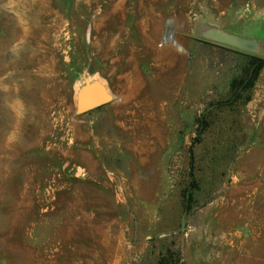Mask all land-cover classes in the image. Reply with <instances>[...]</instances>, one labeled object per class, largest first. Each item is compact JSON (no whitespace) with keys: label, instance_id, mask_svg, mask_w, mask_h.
I'll return each mask as SVG.
<instances>
[{"label":"rangeland","instance_id":"374dc122","mask_svg":"<svg viewBox=\"0 0 264 264\" xmlns=\"http://www.w3.org/2000/svg\"><path fill=\"white\" fill-rule=\"evenodd\" d=\"M250 56L264 0H0V264H264Z\"/></svg>","mask_w":264,"mask_h":264},{"label":"trees","instance_id":"16d2710c","mask_svg":"<svg viewBox=\"0 0 264 264\" xmlns=\"http://www.w3.org/2000/svg\"><path fill=\"white\" fill-rule=\"evenodd\" d=\"M249 74H248V78H247V81H245V84L243 86V88L246 90V89H249L253 86V82L254 80L256 79L257 75H258V71L260 70L261 67L264 66V59H260V58H257V57H254V56H250L249 57ZM240 84V80H237V79H234L232 82H231V90L234 91L235 88H237ZM250 98L247 97V100H249Z\"/></svg>","mask_w":264,"mask_h":264},{"label":"water","instance_id":"95a60500","mask_svg":"<svg viewBox=\"0 0 264 264\" xmlns=\"http://www.w3.org/2000/svg\"><path fill=\"white\" fill-rule=\"evenodd\" d=\"M165 40L166 41L172 40V29H168L166 31ZM104 101H106V97L99 94V95H96L95 97H93L91 99L85 100L82 103L80 109L81 110H86V109L91 108V107H93L95 105L101 104Z\"/></svg>","mask_w":264,"mask_h":264},{"label":"bare ground","instance_id":"6f19581e","mask_svg":"<svg viewBox=\"0 0 264 264\" xmlns=\"http://www.w3.org/2000/svg\"><path fill=\"white\" fill-rule=\"evenodd\" d=\"M170 41H172V40H170Z\"/></svg>","mask_w":264,"mask_h":264}]
</instances>
